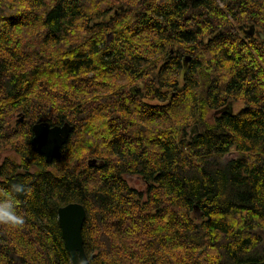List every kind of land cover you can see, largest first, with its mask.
I'll return each instance as SVG.
<instances>
[{
    "label": "trees",
    "instance_id": "obj_1",
    "mask_svg": "<svg viewBox=\"0 0 264 264\" xmlns=\"http://www.w3.org/2000/svg\"><path fill=\"white\" fill-rule=\"evenodd\" d=\"M250 25L264 31V0H0V188L31 189L16 194L24 224H0V264H71L56 214L71 202L90 264L263 261ZM37 122L72 126L49 164Z\"/></svg>",
    "mask_w": 264,
    "mask_h": 264
},
{
    "label": "water",
    "instance_id": "obj_2",
    "mask_svg": "<svg viewBox=\"0 0 264 264\" xmlns=\"http://www.w3.org/2000/svg\"><path fill=\"white\" fill-rule=\"evenodd\" d=\"M120 10L123 7L119 6ZM116 13V11H114ZM244 33L249 36H257L258 39L264 40V31L256 30L253 25L243 28ZM172 51V50H171ZM133 93L141 94L140 87H134ZM18 121H22L24 116L18 114ZM196 128V127H195ZM33 137L32 140L36 144V151L42 154L45 158V163L52 161L53 157L59 153V149L68 139L72 131V126L66 122L61 125H49L48 122H37L31 126ZM223 159H227L230 156L235 158L237 153L235 151L227 152L223 155ZM230 159V158H229ZM89 166L99 165L95 158L87 160ZM193 212L196 216H200L197 205H193ZM57 221L60 227L61 236L63 239L65 252H67L71 264H90L89 260L83 251V238L82 237V224L86 219V212L80 203L71 202L57 209ZM237 264H264V260L260 262L248 261Z\"/></svg>",
    "mask_w": 264,
    "mask_h": 264
},
{
    "label": "clouds",
    "instance_id": "obj_3",
    "mask_svg": "<svg viewBox=\"0 0 264 264\" xmlns=\"http://www.w3.org/2000/svg\"><path fill=\"white\" fill-rule=\"evenodd\" d=\"M30 191L21 183H13L7 189L0 188V224L14 228L24 224V217L16 206V194L28 195Z\"/></svg>",
    "mask_w": 264,
    "mask_h": 264
},
{
    "label": "rangeland",
    "instance_id": "obj_4",
    "mask_svg": "<svg viewBox=\"0 0 264 264\" xmlns=\"http://www.w3.org/2000/svg\"><path fill=\"white\" fill-rule=\"evenodd\" d=\"M238 107V105H236V108ZM212 113L211 112H209L208 114H207V116H210ZM8 156L10 155V154H7ZM2 157V156H1ZM0 157V164H1V162H2V158ZM233 156H230L229 158L231 159ZM229 158H227V159H223V162L225 161H228L229 160ZM127 181H128V185H131V186H133V187H135V188H138V189H140V190H143L144 188H145V186H144V184H143V182L137 177V176H128L127 177ZM262 244H263V247H264V238H263V242H262Z\"/></svg>",
    "mask_w": 264,
    "mask_h": 264
}]
</instances>
